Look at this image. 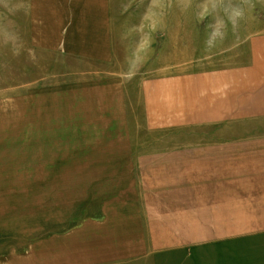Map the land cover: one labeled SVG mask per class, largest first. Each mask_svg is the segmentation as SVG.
Listing matches in <instances>:
<instances>
[{
  "label": "rangeland",
  "instance_id": "1",
  "mask_svg": "<svg viewBox=\"0 0 264 264\" xmlns=\"http://www.w3.org/2000/svg\"><path fill=\"white\" fill-rule=\"evenodd\" d=\"M263 41L264 0H0V264H264Z\"/></svg>",
  "mask_w": 264,
  "mask_h": 264
},
{
  "label": "crops",
  "instance_id": "2",
  "mask_svg": "<svg viewBox=\"0 0 264 264\" xmlns=\"http://www.w3.org/2000/svg\"><path fill=\"white\" fill-rule=\"evenodd\" d=\"M264 42V41H263ZM250 44L252 45L253 47V43L250 42ZM256 78H259V86L256 82ZM249 95H250V98L253 100V95L255 96H259V100L262 101L264 100V43L262 44V46H260V49L259 51L257 52V49H255V52L252 51V54L251 56L249 57ZM253 103V101H252ZM176 154V152H175ZM145 187L143 186V189ZM137 195V194H136ZM138 195L136 196V202L133 201V200H129V201H125V203H120V204H117V207H122L123 205L125 206H128V205H131V206H134L136 203V206H138L139 208H137V213H136V216L138 217V222L141 221L140 225H141V229L135 227L132 229V235L133 236H138L137 238L138 239H142L143 236H144V220L142 217L143 216V211L142 209L140 208V204L138 203ZM118 211V210H117ZM119 213H122V210L121 208H119ZM134 212V210L132 211ZM108 213V211H107ZM105 212V224L108 223L107 221H110L109 218H113V217H108V214ZM92 214H95L93 215L94 217L97 216V213L94 212ZM111 214V212H110ZM93 217V218H94ZM96 218H99L100 217H96ZM103 220V219H102ZM128 228L129 227H126V231H128ZM128 235H129V231L126 232ZM248 264H252L251 262H249Z\"/></svg>",
  "mask_w": 264,
  "mask_h": 264
}]
</instances>
